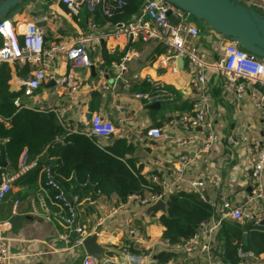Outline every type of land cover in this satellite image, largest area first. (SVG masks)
Returning a JSON list of instances; mask_svg holds the SVG:
<instances>
[{
  "label": "crops",
  "instance_id": "0c3cea01",
  "mask_svg": "<svg viewBox=\"0 0 264 264\" xmlns=\"http://www.w3.org/2000/svg\"><path fill=\"white\" fill-rule=\"evenodd\" d=\"M250 7L264 13V0H252ZM44 15L51 17L50 20L39 21L45 29L47 48L70 38L103 34L110 36L101 40L98 49L91 52L92 65L96 67L98 78L92 77L91 67L79 68L78 72L83 77L84 85L72 99L65 95V89L57 87L52 81L44 83L33 95L25 96L24 80L28 77L31 67L28 63H26L27 69L24 63L9 61L12 68L9 84L15 89L12 92H20L16 98H21L22 107L52 111L57 117L58 125L66 128L67 124H70L71 129L76 126L77 130L85 132L89 131L91 118L95 113L103 114L118 126L121 125L119 119L123 116L127 118L126 123L130 129L128 135L124 137L130 147L124 158L134 159L136 168L146 179L160 182L168 177L169 171L165 170V167H177L180 155L185 153L192 158V163L186 171V180L199 177L205 162L212 165L219 182L217 187L208 185V196L215 203L213 208L216 207L219 212L222 211L221 197L224 196L234 204H240L252 198V182L248 179V149L244 143L231 146L228 139L244 136L261 137L263 118L248 96L236 100L226 98L223 94L221 79L216 68V64L224 57L222 46L226 42L220 34L207 25L196 22L194 23L202 29V34L198 38L183 34L186 45L196 46L199 54L209 64L206 70L212 92L209 120L217 135V141L212 144L207 153L202 154L198 150V140L190 146H178L169 144L165 140L142 142L137 138L138 134L146 131V128L164 127L169 118L190 113L199 95L191 84L192 74L187 62L183 68L178 65L179 68L175 72L172 70L171 62L168 65L162 62V55L165 52L163 44L154 40L145 42L142 39L130 42L126 36L115 35L118 26L130 21L134 15L127 21L113 22L107 20L110 17L94 18L87 9L73 16L64 5L27 0L14 9L7 19L16 25V23L38 20ZM20 40L22 41L21 37ZM2 42L3 38L0 34V45ZM127 48L139 51L140 57L130 60L125 72V76L132 84L131 91L120 82L119 90L123 95L116 98L109 91H102L99 84V71L101 68H107L109 76L106 79L110 83L114 82L115 69L112 67V62H120L129 50ZM63 54L60 52L50 66V70L58 75L65 74L70 69L67 58ZM158 88H165L174 93V99L161 102L160 108L149 109V104L128 95L130 92L151 91ZM120 105L123 107L118 108ZM197 131L200 136L206 133L205 129ZM177 132L184 136H191L196 131L180 129ZM112 137L102 142L104 146L120 138L119 135ZM45 155L47 151L44 150L37 159L40 161ZM37 159L30 162H38ZM49 159L56 160V157H49ZM47 164L46 162L43 166ZM43 166L38 173H30L36 168L33 167L25 176L16 180L7 199L0 205V240L5 237L10 243V258L4 264H82L83 262L85 254L59 237L65 231L64 227L57 221L48 220L45 216L42 198L50 204L52 210L57 211L59 207L49 201L48 197L52 195L53 190L46 185ZM6 169L14 174L18 167H12L8 162ZM183 184L184 182L172 184L171 190L176 191L177 187ZM79 188L78 192L82 196L80 220L83 226L94 230V233L101 229L98 231V243L104 248L102 257L112 258L116 262L125 260L130 253L142 256L148 263H151L152 257L156 258L166 242L163 237L165 226L160 220L163 211L148 213V206H141L134 199L124 201L115 193L109 196L97 195L85 190V187ZM16 200L19 201L18 211L17 214H13ZM114 206L121 207L118 212L111 213ZM257 206L260 209V215L264 216L263 198L257 200ZM5 221H10V225L2 224ZM225 221L233 222L234 220L226 219ZM100 222L103 223L100 225ZM127 222L136 230L135 236L128 233ZM251 222L244 220L241 223L251 224ZM223 228L222 226L218 234L219 238L217 236L213 253L217 264H232L226 260L222 247ZM249 236L250 233L248 238ZM192 260L195 264H204L199 254L186 252L176 258L175 264H189ZM238 264H264V253L256 255L255 259L241 260Z\"/></svg>",
  "mask_w": 264,
  "mask_h": 264
},
{
  "label": "built area",
  "instance_id": "2783aa9c",
  "mask_svg": "<svg viewBox=\"0 0 264 264\" xmlns=\"http://www.w3.org/2000/svg\"><path fill=\"white\" fill-rule=\"evenodd\" d=\"M47 4L64 5L68 12L77 16L84 9L90 13L101 12L103 16L112 17L117 11L126 5V0H37ZM239 2L250 6L252 0H238ZM171 16L177 20L174 22ZM50 15H44L38 20L26 23H16L14 25L9 19L0 21V34L3 42L0 45V63L9 61H18L30 65V73L24 80V95H33L44 83L54 81L55 85L65 89V95L70 99L74 98L84 85L83 77L78 69L82 67L89 68L92 64L91 52L96 51L100 46V41L108 38L110 35H92L90 37L70 38L47 48L45 45V29L39 21L50 20ZM95 26V24H92ZM183 34L192 38H198L202 34V29L194 23L191 16L167 0H143L139 10L128 22L121 23L115 35H123L130 42L142 39L145 42L154 40L164 45L165 52L162 55V62L166 65L172 63V70H178L179 57L185 59L189 65L192 74V86L198 91V98L193 103V109L190 113L179 114L167 120L164 127L146 128L145 132L137 135L142 142L162 141L178 146H190L198 140V150L200 153H207L214 142L217 141V135L213 125L209 120L212 92L207 79L206 70L209 64L199 54L196 46H188L184 41ZM23 38V43L20 40ZM222 38V37H221ZM224 38V37H223ZM222 46L224 57L216 64L218 76L221 79V89L223 94L231 99L240 100L248 96L252 105L261 113L263 123L261 127V137L244 136L241 138L230 137L228 143L231 146H238L241 143L248 149V179L252 182L253 196L250 200L240 204L231 203L225 196L221 197L222 210L219 212L215 206L214 200L208 196V185H219L216 173L209 162L204 163L203 171L200 176L186 180L185 175L188 167L192 163V158L182 153L179 158L178 166L174 168L165 167L168 170V177L160 182L161 193L147 192L145 195L133 194L128 197V201L136 200L141 206H149L160 199L167 200L168 194L175 193H194L199 196L202 202L213 208L210 218L202 221L196 232L188 240L176 244H170L167 240L161 251L175 252L178 255L170 258L166 262L160 263L155 257H152L151 263L143 260L142 256L128 254L125 260L116 261L112 258L97 259L96 257L85 253L83 243L86 238L94 234V230H89L82 225L80 220V205L82 196L77 191V186L66 184L57 179V172L47 164L43 166L46 176V185L53 193L49 198L51 204L58 206L59 210L54 211L50 204L41 199L45 216L50 221L59 222L65 229L60 234L72 247L80 249L84 255L82 264H175L176 258L183 252L189 254H199L204 260V264H217L214 256V245L217 242V236L226 219L234 221H252L254 226H260L264 216L260 215L257 200L264 199V59L257 57L249 51L243 49L236 43L227 40ZM62 52L66 56L69 71L58 75L50 70L51 62L58 54ZM140 53L137 50L129 49L120 62H112L115 69L114 82L107 81L109 71L107 68H101L100 86L102 91H109L114 97L118 98L123 93L119 90L120 82L125 88L131 91L132 84L125 76L128 69V62L134 58H139ZM129 96L143 100L146 104L155 102H167L174 99V93L165 88H158L151 91L130 92ZM14 104L20 108L23 102L20 97L14 99ZM119 106L118 108H122ZM64 111V110H63ZM66 112V110L64 111ZM127 118L120 117V126L114 123L110 118L101 113L93 114L89 131H79L76 126L67 124L65 128L69 132H82L95 137L99 143L104 146L103 141L112 136L119 135L125 137L130 132L126 123ZM0 123L11 125V118L0 115ZM180 129H191L196 131L191 136H184L178 133ZM198 129H205L206 133L200 136ZM244 141V142H243ZM6 142L5 138L0 137V205L7 199L13 189L14 183L19 178L25 176L27 172L36 167L37 161L30 162L26 150L21 154L17 171L12 174L7 171V166L3 165L2 148ZM154 181L153 179H150ZM156 182V181H154ZM184 182L182 186L177 187L176 191L171 190L172 184ZM87 183H81L85 187ZM97 195H103L100 191ZM19 201L14 202L13 214H17ZM217 206V205H216ZM119 207H112L111 213L119 211ZM218 208V207H217ZM156 218V217H153ZM10 221L2 222L4 225H10ZM103 222H100L101 225ZM127 231L135 236L136 230L129 222L126 223ZM254 228V227H253ZM136 240V238H135ZM242 260L255 259L253 251H246L240 248L238 250ZM153 256V254H151ZM10 258V243L2 237L0 240V264H4ZM189 264H195L192 260Z\"/></svg>",
  "mask_w": 264,
  "mask_h": 264
},
{
  "label": "trees",
  "instance_id": "16d2710c",
  "mask_svg": "<svg viewBox=\"0 0 264 264\" xmlns=\"http://www.w3.org/2000/svg\"><path fill=\"white\" fill-rule=\"evenodd\" d=\"M143 0H126V5L107 20L127 21L140 8ZM94 18L103 16L101 12L90 13ZM129 49V48H127ZM28 69V64L25 65ZM12 68L8 62L0 65V115L10 117L11 125L0 123V137L6 142L2 155L12 167H18L19 158L26 150L29 161L37 159L45 150L47 155L30 171L36 174L47 162L57 172V179L69 187L80 189L81 183H87L85 190L97 194L120 196L124 201L130 195L147 192L161 193V185L146 179L135 166L132 158H124L130 150L127 139L117 138L111 144L102 146L99 140L82 132L66 131L57 123L52 111H40L31 108H18L14 99L20 92L10 90L9 80ZM49 157H56L50 160ZM8 165V164H7ZM84 188V187H83ZM167 211L160 217L165 226L163 237L170 244L188 240L196 232L200 223L212 215L213 209L201 201L194 193L171 192L167 196ZM224 242L222 247L225 258L232 264H238L242 258L238 250L253 251L255 255L264 253V223L260 226L242 224L240 221L223 223ZM254 227V228H253ZM245 233H250L245 241ZM219 238V236H218ZM178 255L175 252L160 251L156 259L166 262Z\"/></svg>",
  "mask_w": 264,
  "mask_h": 264
},
{
  "label": "water",
  "instance_id": "95a60500",
  "mask_svg": "<svg viewBox=\"0 0 264 264\" xmlns=\"http://www.w3.org/2000/svg\"><path fill=\"white\" fill-rule=\"evenodd\" d=\"M27 0H0V21L7 19L9 14ZM186 11L196 20L204 23L208 27L215 30L222 37L232 41L256 55L264 59V13L257 9L247 6L237 0H167ZM174 22L177 20L171 16ZM23 43V38H22ZM179 67L185 66V59L179 57L177 59ZM92 77L98 78L95 65H90ZM55 85V82L52 81ZM14 91V87H10ZM161 103L155 102L149 104V109L160 108ZM90 114L88 118L90 119ZM114 139V137H112ZM3 165L7 166L8 161L3 157ZM167 211V202L163 199L148 206V213ZM264 223V218L262 220ZM101 229L99 228L98 231ZM98 231L86 238L83 246L89 255L101 259L104 248L98 243ZM245 240L248 233H245Z\"/></svg>",
  "mask_w": 264,
  "mask_h": 264
},
{
  "label": "rangeland",
  "instance_id": "374dc122",
  "mask_svg": "<svg viewBox=\"0 0 264 264\" xmlns=\"http://www.w3.org/2000/svg\"><path fill=\"white\" fill-rule=\"evenodd\" d=\"M191 19H192L194 22L198 23V24H204V23H202V22H200V21L196 20V19H195V18H193L192 16H191Z\"/></svg>",
  "mask_w": 264,
  "mask_h": 264
}]
</instances>
